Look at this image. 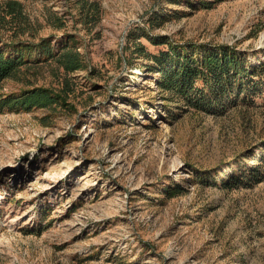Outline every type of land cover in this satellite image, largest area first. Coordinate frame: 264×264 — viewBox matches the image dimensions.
<instances>
[{"label": "rangeland", "instance_id": "1", "mask_svg": "<svg viewBox=\"0 0 264 264\" xmlns=\"http://www.w3.org/2000/svg\"><path fill=\"white\" fill-rule=\"evenodd\" d=\"M9 1L27 18L16 40L48 38L54 55L69 41L86 67L41 62L3 85L60 93L66 79L72 92L51 108L0 110V264H264V179L223 185L262 151L264 72L255 94L207 111L147 70L173 48L226 46L264 63V0ZM80 1L96 18L83 20Z\"/></svg>", "mask_w": 264, "mask_h": 264}, {"label": "trees", "instance_id": "2", "mask_svg": "<svg viewBox=\"0 0 264 264\" xmlns=\"http://www.w3.org/2000/svg\"><path fill=\"white\" fill-rule=\"evenodd\" d=\"M78 5L80 14L84 13L83 20L89 18L90 15L96 18L99 12L98 5L84 1H80ZM23 23H27V18L20 3L9 1L0 6V24L2 27L11 24L12 27L8 28V31H13L9 43H3V47H0L1 111H30L65 103V99L72 92L66 79L62 83L60 93L43 88L28 90L22 88L18 92L9 94L2 92L5 83L24 82L27 75L31 74V71L35 70L41 62L54 60L65 75L84 71L86 67L82 55L77 51L78 48L72 43L69 46V41H66L58 54L54 55V48L51 47L48 38H41L37 44L28 40H16L18 35L25 33L23 29H19ZM31 38L34 39V35H31ZM7 48L10 51H7ZM34 49L44 51L45 58L41 61L30 59V51ZM175 49H172V53L161 51L159 55H153L151 57L153 63L147 66V70L160 74L157 80L158 88L176 93L196 109H208L209 111L226 97H242L246 90H250L253 94L259 90L258 82L253 78L259 77L264 72V63L261 61L250 65L241 53L226 46L219 47L211 53L204 51L202 55L189 54ZM260 145L262 151L259 157H254L249 169L245 167L241 169L243 174L248 171L247 175L244 177L241 175V178L231 177L223 181L224 188H236L240 184L258 183L264 179V173H262L264 170V139L260 141ZM251 153L247 155V158H250Z\"/></svg>", "mask_w": 264, "mask_h": 264}]
</instances>
